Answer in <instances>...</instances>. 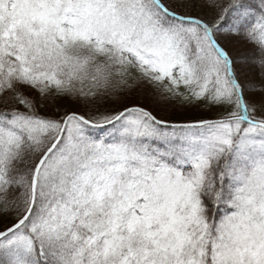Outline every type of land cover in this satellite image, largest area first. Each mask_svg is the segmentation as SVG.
Instances as JSON below:
<instances>
[{
  "label": "snow or ice",
  "instance_id": "obj_1",
  "mask_svg": "<svg viewBox=\"0 0 264 264\" xmlns=\"http://www.w3.org/2000/svg\"><path fill=\"white\" fill-rule=\"evenodd\" d=\"M0 264H264V0H0Z\"/></svg>",
  "mask_w": 264,
  "mask_h": 264
}]
</instances>
